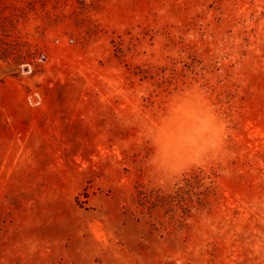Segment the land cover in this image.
I'll return each mask as SVG.
<instances>
[{
	"label": "rangeland",
	"instance_id": "374dc122",
	"mask_svg": "<svg viewBox=\"0 0 264 264\" xmlns=\"http://www.w3.org/2000/svg\"><path fill=\"white\" fill-rule=\"evenodd\" d=\"M0 258L264 264V0H0Z\"/></svg>",
	"mask_w": 264,
	"mask_h": 264
},
{
	"label": "built area",
	"instance_id": "2783aa9c",
	"mask_svg": "<svg viewBox=\"0 0 264 264\" xmlns=\"http://www.w3.org/2000/svg\"><path fill=\"white\" fill-rule=\"evenodd\" d=\"M73 41V39H69L68 41H67V43H70V42H72ZM55 43H57V44H60L61 43V40L60 39H55ZM45 59H46V55L44 54V53H42V54H40L39 56H38V61L39 62H43V61H45Z\"/></svg>",
	"mask_w": 264,
	"mask_h": 264
},
{
	"label": "trees",
	"instance_id": "16d2710c",
	"mask_svg": "<svg viewBox=\"0 0 264 264\" xmlns=\"http://www.w3.org/2000/svg\"><path fill=\"white\" fill-rule=\"evenodd\" d=\"M202 172V170L200 171V173ZM194 175H197L196 171H193ZM208 178H210V176H207ZM5 262L0 258V264H4Z\"/></svg>",
	"mask_w": 264,
	"mask_h": 264
}]
</instances>
